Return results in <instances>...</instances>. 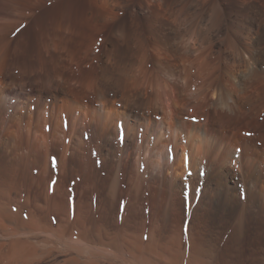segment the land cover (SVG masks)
<instances>
[{
    "label": "bare ground",
    "instance_id": "obj_1",
    "mask_svg": "<svg viewBox=\"0 0 264 264\" xmlns=\"http://www.w3.org/2000/svg\"><path fill=\"white\" fill-rule=\"evenodd\" d=\"M229 2L0 0V264H109L93 234L140 264L147 208L172 256L207 208L264 219V0Z\"/></svg>",
    "mask_w": 264,
    "mask_h": 264
},
{
    "label": "rangeland",
    "instance_id": "obj_2",
    "mask_svg": "<svg viewBox=\"0 0 264 264\" xmlns=\"http://www.w3.org/2000/svg\"><path fill=\"white\" fill-rule=\"evenodd\" d=\"M237 2L238 0H230L229 4L226 5L225 7V14L233 13L236 10ZM247 10L251 11L252 7L249 6ZM231 24H233V22ZM262 28H264L263 25H262ZM221 36L217 37L218 38L217 41L218 42L219 40L222 42L224 41L222 43L224 44L225 43L224 35H221ZM219 38L221 39L224 38V39L221 40ZM257 42L264 49V32L258 37ZM215 51L218 52V49L215 48ZM261 53H263L262 60H264V52H261ZM263 119H264V113H263ZM148 210L149 209L147 208L143 213L144 215L143 217H147V219L143 218V221L145 220V223H144L145 232H143V234H141L140 236L142 244L144 246L145 245L147 246L148 244V247L146 250V253L148 254V256H145L143 258V262H141L140 264H144V263L145 264H264V222H263L264 219L259 218V219H253L249 221V223L246 225L247 228L245 227V229L242 231L243 233L241 232V236H240V233H235L234 225L236 223V219L234 215L232 214L231 210L222 211L223 209L214 210L213 208L212 209L207 208L203 210L200 219L196 222L193 228L196 231L197 230L199 232L208 231V233L201 234L202 236L199 235V236L194 237L193 239L191 238L189 239V237L187 236L188 235L187 232L189 231L190 225L189 223H185V220H183L182 227L183 229L185 227L184 230L187 233L186 234L187 237L183 236L182 237L183 239L180 238V240H178V244H179L178 254H176L175 255L176 257H175V256H172L171 254H168L162 251L159 248V241L152 242L153 245H151V243L149 244L148 241L150 238L148 235V230H149L148 220L150 217V213H148L149 212ZM117 220H119V218ZM16 228H17V231L19 230L18 231L19 233H26L27 236L28 235L32 236L34 233H37L36 229L30 230L28 229V227L26 226L23 227V225L21 224H18ZM31 231L33 232L35 231V232L32 233ZM75 233L76 235L78 234L76 230L74 231L72 230L71 234H65L61 229L56 228L54 231V235L56 237L55 236L52 237L54 238L55 242L54 240H52L53 241L52 242L49 240H45L43 238L38 239L36 242L38 244L36 245L35 243L36 248L37 249L42 248L41 249L42 254L39 255L38 258L41 259L44 257V255L47 256V254H49L48 251L51 249H55L53 250L55 252L52 253L53 257H54V254L55 255L57 254V256L62 255V254L64 255V253L66 254L67 252H66L65 246H63L65 245L63 241L66 243L68 239H73L74 237H76ZM203 235L207 238H204ZM90 237L91 238L87 240L88 245L87 244L84 245V256L85 257L88 256L87 257L88 259H91V260L93 258L94 260L103 259L105 261H108L107 263L109 264H115V263L116 264H138L135 262L136 255L132 252V249L129 248L130 246L124 243V241L115 243L113 241L114 239L112 236L104 237V235H98V234L90 235ZM97 237H99V239ZM77 238H78V235H77ZM124 238L125 240H129L128 238H126V235H124ZM0 240L3 243L6 242V238L3 236H0ZM108 240L109 242H106ZM208 240L211 242H208ZM33 241L35 242L36 240H33ZM192 241H194L195 243ZM45 242L48 245L49 249L47 245L45 244ZM49 244L52 245L53 247H51ZM202 244H204L205 246L204 245L202 246ZM59 245L64 248L59 247ZM193 245L194 247L192 248L191 246ZM91 246H93L94 248H91ZM197 246H199V248ZM191 248L192 250H190ZM100 249L103 251H108L107 253H109V255H104L103 257L101 256L99 257L97 255V250H100ZM56 250L58 251V253L56 252ZM172 257H175V259ZM56 264H62L61 260H59V262H57Z\"/></svg>",
    "mask_w": 264,
    "mask_h": 264
},
{
    "label": "snow or ice",
    "instance_id": "obj_3",
    "mask_svg": "<svg viewBox=\"0 0 264 264\" xmlns=\"http://www.w3.org/2000/svg\"><path fill=\"white\" fill-rule=\"evenodd\" d=\"M119 127H120V129H121V132H122V131H123V126H122V125H120Z\"/></svg>",
    "mask_w": 264,
    "mask_h": 264
}]
</instances>
